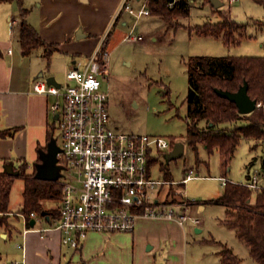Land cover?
<instances>
[{"label":"crops","instance_id":"obj_1","mask_svg":"<svg viewBox=\"0 0 264 264\" xmlns=\"http://www.w3.org/2000/svg\"><path fill=\"white\" fill-rule=\"evenodd\" d=\"M187 1L191 7L192 0ZM122 2L123 0H22L23 8L27 11L25 21L43 41L56 47L48 60L44 48L34 49L28 55L22 53L19 42L21 15L18 6L14 1L0 3V175L10 176L8 169L19 172L21 167L26 174L31 175L26 170L34 172L35 165L40 163L39 152L46 150L49 141L51 96L33 92V83L48 76H53L60 83L59 79L64 77L69 68L77 67L76 59L81 58L77 55L83 54L78 68H84L98 50L109 56V44L123 41L128 35L123 30L129 27L130 32L133 25L129 24L133 18L120 10ZM78 31L79 38L75 37ZM73 38L75 41H72ZM8 49H11V53H8ZM58 60H62L63 67L57 66ZM252 165L253 162L248 165L245 180L241 182L227 178L224 173L211 177L220 182L222 190L208 203L220 204L214 200L223 193L225 185L222 178L226 182H248L253 170L260 168L251 170ZM192 170L197 177L209 178L198 176L197 169ZM192 196L196 197V194ZM51 201H42V212L46 213V217L36 213L37 217L28 218L25 224L18 215L22 214L21 208L14 213L8 209L6 225L0 226V235L11 239L13 247L2 254L4 259L0 255V264H212L214 254L221 263V250L214 251L215 241L200 236L203 233L201 214L206 210V202L196 201L189 209L191 215L200 218L198 226L140 217L130 233L101 235L91 232L79 249L70 250L61 245L60 234L56 231H28L22 235L24 227L47 228L57 218L59 200ZM22 204L23 197L21 207ZM224 210L226 214L225 207ZM10 217L21 220V227H16ZM31 220H34L33 227L30 226ZM219 245L224 246L221 243Z\"/></svg>","mask_w":264,"mask_h":264},{"label":"rangeland","instance_id":"obj_2","mask_svg":"<svg viewBox=\"0 0 264 264\" xmlns=\"http://www.w3.org/2000/svg\"><path fill=\"white\" fill-rule=\"evenodd\" d=\"M220 1L222 5L213 8L207 0H192L189 15L173 20L170 26L157 17H142L135 25L137 30L132 33L133 37L141 39L126 37L119 44H109L108 79L102 84L108 88V113L113 129L160 137L172 146L176 142L184 145L182 156L170 162L165 160L164 154L156 153L152 156L153 178L163 180L164 172L168 171L173 181H178L184 177L185 171L191 168L199 170L198 176L209 177H195L184 187L189 199L206 202V210L201 214L203 233L200 236L214 240L216 252L223 247L228 248L237 256L240 264H257L235 231L224 225V219L227 218L224 207L208 202L215 199L222 190L220 182L211 177L224 173L227 178L241 182L245 180L247 167L251 162V170L260 167L263 153L261 142L241 139L231 160L225 165L217 150L207 152L201 145H198V156L195 159V154L185 138L188 59L194 56L264 57V4L255 0H235L231 4L229 0ZM221 14L245 25L243 37L238 43L224 45L221 37L196 35L193 28L206 22H218L221 20ZM132 23L133 21L129 24ZM123 32L128 34L129 27ZM72 41H75V38ZM77 56L81 57L76 59L78 67L83 60V54ZM56 64L60 68L63 67L62 60H58ZM66 73L59 79L61 85L65 83ZM55 101L56 98L51 96L50 130L53 139L59 144L54 115L50 109ZM26 171L35 175V170ZM180 187L182 186H178ZM23 188V179L13 178L8 201V209L13 213L21 208ZM167 192L169 186L160 187L159 197L163 198ZM192 194H196V197ZM11 220L16 227H21V220L10 217ZM12 242L11 239L0 235V255L3 259L2 254L13 247ZM212 264H221L215 254Z\"/></svg>","mask_w":264,"mask_h":264},{"label":"built area","instance_id":"obj_3","mask_svg":"<svg viewBox=\"0 0 264 264\" xmlns=\"http://www.w3.org/2000/svg\"><path fill=\"white\" fill-rule=\"evenodd\" d=\"M148 2L123 0L121 4V12L133 18L127 35L133 40L141 39L132 33L136 23L150 15ZM108 70L109 56L98 50L84 68L71 67L63 85H48L45 79L33 83V92L56 98L50 109L57 115L53 120L59 141L56 165L61 167V176L56 182L61 186V197L57 218L47 228L24 227L23 236L28 231H56L63 247L77 250L91 232L101 235L132 232L140 217L199 225L200 219L189 214L196 201L184 192L185 184L197 177L195 171L187 170L179 181L152 177V156L169 152L172 145L160 137L112 128L108 88L102 84L108 79ZM255 107L264 108V103L256 102ZM226 181L222 178L223 185ZM243 185L264 190V169L253 170ZM163 186H169V192L160 198ZM18 215L24 224L28 218L37 217L34 212L28 217Z\"/></svg>","mask_w":264,"mask_h":264},{"label":"trees","instance_id":"obj_4","mask_svg":"<svg viewBox=\"0 0 264 264\" xmlns=\"http://www.w3.org/2000/svg\"><path fill=\"white\" fill-rule=\"evenodd\" d=\"M16 2L21 15L19 42L22 53L44 48L48 60L56 47L43 41L36 30L25 21L26 9L22 0H0ZM264 4V0H255ZM149 13L168 23L189 15L187 0H149ZM216 23L206 22L196 26V35L221 37L224 45L238 43L243 37L244 24L237 23L230 16L221 14ZM1 55V53H0ZM188 91L186 105V142L198 156V145L207 152L217 150L227 165L241 139L259 141L262 144L261 169H264V112L255 108L251 113L241 114L235 105L217 91L235 93L244 84L247 95L255 102L264 101V57H190L187 62ZM2 133L0 132V135ZM52 131L48 135L50 140ZM197 162V161H196ZM252 163V162H251ZM16 177L22 178L23 204L21 213L42 212V201L59 200L61 186L58 182L37 180L34 174L19 169ZM13 178L0 175V226L6 225L8 201ZM165 180L171 175L164 172ZM226 208L224 225L235 231L240 241L249 249V255L257 264H264V190H254L243 184L226 182L223 193L214 200ZM222 264H240L239 259L228 248L221 249Z\"/></svg>","mask_w":264,"mask_h":264},{"label":"water","instance_id":"obj_5","mask_svg":"<svg viewBox=\"0 0 264 264\" xmlns=\"http://www.w3.org/2000/svg\"><path fill=\"white\" fill-rule=\"evenodd\" d=\"M208 1L213 8H218L222 5V2L220 0H208ZM79 35H80V31L77 32L76 37L79 38L80 37ZM45 80L48 85H54L57 87L60 86V83H58L53 76L45 77ZM217 93L220 96L227 98L231 102L235 103L241 114L251 113L256 108L255 107L256 102L250 99V97L247 95L246 84L240 87L239 90L235 93L222 92V91H217ZM53 119H57V115H54ZM183 151H184V145L181 142H176L175 144H173L171 150L164 154L165 160L167 162H170L174 159H178L182 156ZM57 152H59V148L55 140L51 136L50 140L46 145V150L44 152L43 151L39 152L40 163H37L35 165V175H34L35 179L55 182L60 178L61 167L56 165ZM7 173L10 176L18 175V171L13 172L11 168L7 170ZM40 215L42 217H46L45 212H41ZM33 225H34V220H31L30 226L33 227Z\"/></svg>","mask_w":264,"mask_h":264}]
</instances>
